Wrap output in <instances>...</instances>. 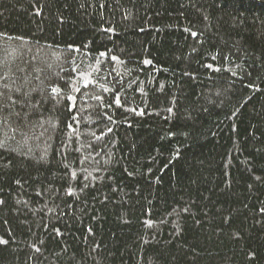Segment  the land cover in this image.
Listing matches in <instances>:
<instances>
[{"label": "trees", "instance_id": "trees-1", "mask_svg": "<svg viewBox=\"0 0 264 264\" xmlns=\"http://www.w3.org/2000/svg\"><path fill=\"white\" fill-rule=\"evenodd\" d=\"M0 264H264V0H0Z\"/></svg>", "mask_w": 264, "mask_h": 264}]
</instances>
